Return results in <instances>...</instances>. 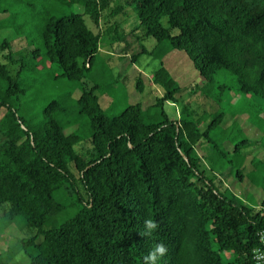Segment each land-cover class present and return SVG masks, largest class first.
Here are the masks:
<instances>
[{"label":"trees","instance_id":"16d2710c","mask_svg":"<svg viewBox=\"0 0 264 264\" xmlns=\"http://www.w3.org/2000/svg\"><path fill=\"white\" fill-rule=\"evenodd\" d=\"M72 3L82 11L52 13L54 5ZM128 6L138 23L127 32L142 30L136 42L154 37L152 50L142 46L130 54L127 32L109 23ZM41 8V48L24 36L18 48L0 40V209L35 230L17 241L25 264H145L157 243L168 251L156 264H255L264 197L255 206L240 200L204 159L228 117L221 93L230 87L216 85V74L231 75L239 94L264 99V0H41ZM102 19L109 23L105 28ZM110 31L132 62L167 44L149 78L156 120L144 119L139 102L107 115L99 84H86L102 36ZM170 49L189 56L199 83L184 87L171 75L162 59ZM47 64L59 68L55 78L80 88L73 118L57 114L66 109L57 98L41 106L42 116L27 112L28 89ZM135 88H144L141 72ZM193 95L218 107L197 111L190 105ZM77 120L86 125V138L66 130ZM147 220L157 227L149 231Z\"/></svg>","mask_w":264,"mask_h":264},{"label":"rangeland","instance_id":"374dc122","mask_svg":"<svg viewBox=\"0 0 264 264\" xmlns=\"http://www.w3.org/2000/svg\"><path fill=\"white\" fill-rule=\"evenodd\" d=\"M115 4L116 2L112 1L109 7L113 8ZM53 8L52 13L55 15L71 11L79 13L83 9L79 3L54 5ZM5 10L7 13H4ZM105 13L106 11H102V15ZM82 16L86 24L95 31L96 27L91 18L86 14ZM43 20L41 0H0V40L6 38L14 42L15 48L24 44V40L19 39L21 36L31 41L33 46L41 48L40 29ZM101 22V28L112 23L117 32L121 33L134 28L138 19L135 9L128 6L124 12L116 14L109 20V23L104 22V19ZM141 33L142 30L138 29L134 34L130 32L125 34L130 54L137 52L142 46L149 51L153 49L156 40L152 36L135 41L134 36ZM113 34L114 32L110 31L102 36L100 51L87 71L85 82L88 86L93 83L99 84L97 90L99 102L107 115H115L127 104L139 102L144 119L156 120L159 117V108L153 106L156 91L153 90L149 78L152 70L159 66L161 59L159 54L164 52L167 44L162 45L160 50L154 53L141 54L132 62L128 55L119 52L124 43L112 37ZM162 59L163 65L182 86L187 87L201 80L192 60L183 50L170 49ZM59 71L56 64L52 66L47 64L38 70L36 76L39 83L28 89L29 94L25 97L28 114L42 116L41 106L48 99L57 98L66 106L65 110L57 114L63 119L74 117L77 109L74 102L80 88L73 81L63 77L55 78L54 74ZM139 72L144 83L142 91L135 88V77ZM215 79L216 85L223 82L230 87L221 93V106L227 111L228 117L220 124V128L214 131L217 146L215 144L210 146V153L206 155L204 163L208 169L212 168L216 174H221L224 185L231 193L245 203L255 206L264 197V99L255 95L239 94L234 78L227 72H218ZM187 96L189 92L184 90L181 97L185 99ZM190 105L201 112L218 107L215 102L200 95H193ZM165 109L172 113L173 107L167 104ZM75 129L86 138V125L81 120L66 127L67 131ZM85 145L89 146V143ZM76 147H82L81 143ZM56 198L66 201L68 197L56 194ZM34 232V229L21 227L20 222L2 216L0 209V262L25 264L27 258L23 250L17 246V241L20 237L29 236Z\"/></svg>","mask_w":264,"mask_h":264},{"label":"clouds","instance_id":"9594fccd","mask_svg":"<svg viewBox=\"0 0 264 264\" xmlns=\"http://www.w3.org/2000/svg\"><path fill=\"white\" fill-rule=\"evenodd\" d=\"M146 227L149 231L155 229L157 227V224L153 220H147ZM147 234V233H145ZM4 247H7V244L4 245ZM168 251L167 246L164 243H157L153 250L149 252L147 256L144 257L145 264H156V261L163 257Z\"/></svg>","mask_w":264,"mask_h":264},{"label":"built area","instance_id":"2783aa9c","mask_svg":"<svg viewBox=\"0 0 264 264\" xmlns=\"http://www.w3.org/2000/svg\"><path fill=\"white\" fill-rule=\"evenodd\" d=\"M259 246L253 250L255 264H264V230L258 231Z\"/></svg>","mask_w":264,"mask_h":264}]
</instances>
